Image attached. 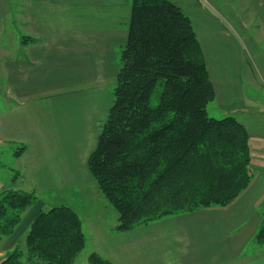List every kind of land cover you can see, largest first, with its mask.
I'll return each instance as SVG.
<instances>
[{
    "label": "crops",
    "instance_id": "obj_1",
    "mask_svg": "<svg viewBox=\"0 0 264 264\" xmlns=\"http://www.w3.org/2000/svg\"><path fill=\"white\" fill-rule=\"evenodd\" d=\"M172 1L193 22L215 89L212 103L250 134L254 178L248 189L227 207L172 216L130 232L116 230L118 214L94 187L88 159L98 143L100 121L112 107L106 88L116 81L120 53L128 42L132 0H0V20L9 16L12 22L7 24L15 27L0 49V72L13 86L10 97L22 103H50L56 128L47 126L40 134L46 141L58 136L59 147L66 149L56 166L36 159L30 169L36 172V166L48 164V183L57 187L50 188L52 196L75 186L67 203L75 205L70 207L95 242L101 243L102 232H107L109 239L103 243L111 245L110 250L97 247L96 252L113 264H264V246L254 240L264 218V141L257 136L264 131V48L258 43L264 40V0ZM27 37L33 41L23 43ZM73 85L79 87L64 91ZM26 128V153L20 158H32L33 152L39 158L41 148L48 146L32 141L37 125L28 121ZM34 210L23 214L25 218L28 213L27 225L22 218L7 239L18 242L26 237ZM108 214L115 219L111 226L104 225ZM136 233L142 235L139 242Z\"/></svg>",
    "mask_w": 264,
    "mask_h": 264
},
{
    "label": "trees",
    "instance_id": "obj_2",
    "mask_svg": "<svg viewBox=\"0 0 264 264\" xmlns=\"http://www.w3.org/2000/svg\"><path fill=\"white\" fill-rule=\"evenodd\" d=\"M113 95L88 168L118 214V232L227 207L251 185L250 134L233 116H209L216 94L201 43L174 1L132 0ZM38 202L35 192L0 193V241ZM254 240L264 246V218ZM24 242L0 264H75L86 248L82 220L67 205L38 211ZM88 263L113 264L95 252Z\"/></svg>",
    "mask_w": 264,
    "mask_h": 264
},
{
    "label": "rangeland",
    "instance_id": "obj_3",
    "mask_svg": "<svg viewBox=\"0 0 264 264\" xmlns=\"http://www.w3.org/2000/svg\"><path fill=\"white\" fill-rule=\"evenodd\" d=\"M8 1L13 2L15 0H8ZM8 22H12L9 16H5L4 19L0 20V49L1 47L4 46V44L7 41L9 42L8 35H10V33L15 32V27H13L14 23L13 24L11 23L12 25L11 27H13V29H10V26L7 24ZM17 38H19V35H17ZM259 42L261 43V47L264 48V40L258 41V43ZM13 46L14 44L12 45V47ZM78 87L79 86L73 85L70 86V88L64 89V91L66 92H69L71 90L73 91ZM115 88H116V81H114V83H107L106 91L112 96L113 103H114L113 92ZM10 95L13 96L12 83H6L5 76L3 75V73L0 72V193L6 189L36 192L38 201L40 200L41 202L39 204L37 203L36 206H34L35 213L33 216H35L37 212L41 210L39 208L41 203H44V206L42 207V210L44 211H48L54 206H62V205L75 206L73 203H67L68 201L67 197L68 196L72 197L73 195L74 185H69L68 193L59 191V195L52 196L55 194V192H51L50 188H57V187L55 185H51L50 183H48L49 180L45 173L47 169H50L47 168L48 164H44L43 167L36 166L37 169L36 172H32L30 169V167L32 166L30 163H35L36 159L41 160L42 162L43 161H47L49 163L54 162L55 163L54 165L56 166L57 163H61L63 161V154H66L65 152L66 149L63 151V149L59 147L60 138L58 136L54 137L51 135V137H46L47 138L46 141L43 140V137L40 134V131H42L41 129L47 126L50 127V129L52 128L53 130H55L56 128L52 112L50 111L52 109L51 104L42 103L40 100L38 101V103H33L34 99L30 100L27 103H22L20 100L16 99L15 97H10ZM35 108L41 109V111L40 110L38 111L36 109V111H38L36 114V111L34 110ZM109 112L110 110L107 111L104 114V118L101 119L100 122L102 126L106 122ZM208 114L210 117H215L218 119L224 118V115H222L223 113L217 111L214 103H210V105L208 106ZM35 116H37V118ZM28 121H31L33 125H37L40 128V129L37 128V130L34 128L35 133L32 141L36 143V141L39 140L40 145H42L45 141L48 146V148L46 149L41 148L40 146L42 151L41 153H38L40 154L38 155L39 158H36L37 155L35 152L32 153V155H34V157L32 158L31 157L20 158L22 155L26 153V151H24V153L20 157L15 156V152L22 146H25L23 143H25V138H26L24 136L28 132V128H26V122ZM250 130L253 131L252 127H250ZM258 130L259 129L256 130V134H258ZM261 132L262 135H257V136L260 137L259 139L262 142L264 141V131L261 129ZM50 150H52V153L49 152ZM259 166H261V164ZM262 168H264V163L262 164ZM29 175H33V177ZM15 177L17 178V182L14 183L13 179ZM28 179H37L39 181L37 182V184H30L27 182ZM93 185L94 187L98 188L96 183H94ZM66 186L68 185L62 184V188H66ZM100 195L102 194L100 193ZM102 199H105L103 195H102ZM105 201L106 203H108L106 199ZM110 207L112 211H114V213H117L112 208V206ZM81 213L83 214V211H81ZM27 214L25 218H23L24 221L23 225H27L26 222H28L29 220V219L26 220ZM84 221L86 222V219H84ZM114 221L115 219L112 218V214H108L104 225L111 226L112 222ZM84 232L86 236V248L80 254L75 264H89L88 257L90 254L94 252L97 253L96 252L98 250L97 247L101 251H105V250L109 251L111 248V245L106 246L105 243H103L105 240L109 239V236L106 231L102 232L103 239H101V243L95 242L93 238L94 237L93 233H91L87 227H85ZM136 236H138L135 239L137 240V242L142 240V235L140 233H136ZM7 238L1 240L2 242L0 241V251L2 250L3 253V256L0 257V260L5 258L8 253L13 251L18 246L23 249L26 248L24 239H21L18 242H16L17 241L16 238L15 239L12 238L11 240ZM116 241L119 242V238H117ZM128 241L131 243V245L132 242H135L131 239H129ZM125 244L128 245L126 241ZM135 264H140V263L137 262Z\"/></svg>",
    "mask_w": 264,
    "mask_h": 264
}]
</instances>
